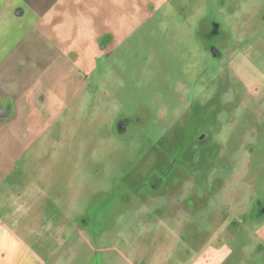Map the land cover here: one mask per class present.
I'll use <instances>...</instances> for the list:
<instances>
[{"label": "rangeland", "instance_id": "obj_1", "mask_svg": "<svg viewBox=\"0 0 264 264\" xmlns=\"http://www.w3.org/2000/svg\"><path fill=\"white\" fill-rule=\"evenodd\" d=\"M22 2L0 264H264V0Z\"/></svg>", "mask_w": 264, "mask_h": 264}, {"label": "crops", "instance_id": "obj_2", "mask_svg": "<svg viewBox=\"0 0 264 264\" xmlns=\"http://www.w3.org/2000/svg\"><path fill=\"white\" fill-rule=\"evenodd\" d=\"M13 1H16L17 3L18 2L23 3L22 1H25L24 4H25L26 9H31L32 11L36 12L37 15L41 16L43 14L45 15L47 11L51 8H54V9L60 8V5L58 4V2H60L61 0H13ZM24 14H25V8H23L22 6L17 7V9H15V13H14L15 16H21ZM39 32L41 31L39 30ZM42 98H44V96H42ZM35 101H37L36 98H32V99H29L27 102L28 104L32 105L30 107L36 110L38 106H35L36 105ZM10 104L11 105L8 107L0 106V118H1L0 127L9 128L12 125L15 126L17 116H15L14 112L17 113L20 110H16V109L14 110L15 108L14 104L12 103ZM9 111H12L13 114L9 115ZM33 255L38 256L39 254L36 251H33Z\"/></svg>", "mask_w": 264, "mask_h": 264}]
</instances>
